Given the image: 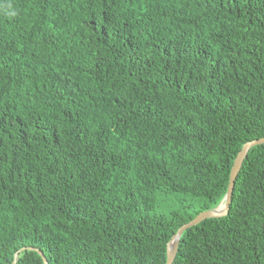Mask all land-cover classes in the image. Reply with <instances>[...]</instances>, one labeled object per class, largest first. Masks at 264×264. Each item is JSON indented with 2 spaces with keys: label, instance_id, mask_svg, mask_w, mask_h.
Instances as JSON below:
<instances>
[{
  "label": "trees",
  "instance_id": "1",
  "mask_svg": "<svg viewBox=\"0 0 264 264\" xmlns=\"http://www.w3.org/2000/svg\"><path fill=\"white\" fill-rule=\"evenodd\" d=\"M263 137L264 0H0V264H165ZM172 264H264V145Z\"/></svg>",
  "mask_w": 264,
  "mask_h": 264
},
{
  "label": "water",
  "instance_id": "2",
  "mask_svg": "<svg viewBox=\"0 0 264 264\" xmlns=\"http://www.w3.org/2000/svg\"><path fill=\"white\" fill-rule=\"evenodd\" d=\"M258 145H264V137L243 144L240 151L237 153L236 157L234 158V160L232 162L230 172H229L226 192H225V195L223 196L221 202L214 209L203 211V212L197 214L192 220L183 224L182 226H180L176 230V232L172 235V237L169 239V241L166 244L165 264H172L174 257H175V254H176L177 247H178L179 238L185 230L199 224L200 222H202L206 219L220 218V217H224L227 214L234 180L236 178L237 173L239 172V169L241 167V163H242L243 159L245 158L249 149H251L254 146H258ZM24 250L25 249H20L18 252H16L13 256L14 260L16 259L17 254L20 251H24ZM26 250L35 251L40 256L42 263L47 264L45 258L43 257V255L38 250L33 249V248H26Z\"/></svg>",
  "mask_w": 264,
  "mask_h": 264
},
{
  "label": "rangeland",
  "instance_id": "3",
  "mask_svg": "<svg viewBox=\"0 0 264 264\" xmlns=\"http://www.w3.org/2000/svg\"><path fill=\"white\" fill-rule=\"evenodd\" d=\"M174 200H175V197H174V196H171V197L167 200V202H166V206H167V208H171V207H173V202H174Z\"/></svg>",
  "mask_w": 264,
  "mask_h": 264
},
{
  "label": "clouds",
  "instance_id": "4",
  "mask_svg": "<svg viewBox=\"0 0 264 264\" xmlns=\"http://www.w3.org/2000/svg\"><path fill=\"white\" fill-rule=\"evenodd\" d=\"M13 15H14V13H13Z\"/></svg>",
  "mask_w": 264,
  "mask_h": 264
}]
</instances>
